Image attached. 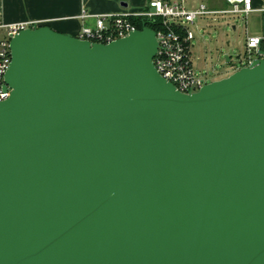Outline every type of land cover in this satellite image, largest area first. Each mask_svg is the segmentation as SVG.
I'll return each mask as SVG.
<instances>
[{
    "label": "water",
    "instance_id": "1",
    "mask_svg": "<svg viewBox=\"0 0 264 264\" xmlns=\"http://www.w3.org/2000/svg\"><path fill=\"white\" fill-rule=\"evenodd\" d=\"M9 42L0 264H264V39L192 94L157 74L148 25Z\"/></svg>",
    "mask_w": 264,
    "mask_h": 264
},
{
    "label": "built area",
    "instance_id": "2",
    "mask_svg": "<svg viewBox=\"0 0 264 264\" xmlns=\"http://www.w3.org/2000/svg\"><path fill=\"white\" fill-rule=\"evenodd\" d=\"M186 0H147L146 5L138 11H119L117 13L104 12L93 14L81 10L78 15L80 19L93 17V26L83 25L75 35L79 39L95 41L93 43L105 44L118 37L124 36L134 29H139L134 19H142L152 24L150 26L155 32L157 51L154 55V68L162 78L180 93L192 94L207 83L193 69L189 58V41L191 32L186 28L198 16L223 12L231 14H242L246 16L255 10L252 0H226L227 8L220 11L211 10L206 4L200 3L194 8L185 6ZM264 12V9H262ZM146 25V26H147ZM40 26L37 21H20L7 23L0 19V101L9 95L8 89L3 91V75L10 61V38L20 30ZM264 39L257 36L246 37L245 59H239L232 65V70L247 66L250 63V52L255 49Z\"/></svg>",
    "mask_w": 264,
    "mask_h": 264
},
{
    "label": "crops",
    "instance_id": "3",
    "mask_svg": "<svg viewBox=\"0 0 264 264\" xmlns=\"http://www.w3.org/2000/svg\"><path fill=\"white\" fill-rule=\"evenodd\" d=\"M123 2L126 5L122 4ZM146 3L147 0H0V19L7 23L33 20L39 22L40 25H48L55 31L69 33L74 36L83 25L93 26L94 23L93 17L80 19L78 15L82 12L81 10L93 14L117 13L119 11L132 12L140 10ZM200 3L206 4L208 8L215 11L227 8L226 0H186L185 6L191 9ZM252 3L255 10L250 11L247 15L255 12L257 16L258 14L261 16L262 31H251L246 37H262L264 35V12L262 11L264 0H252ZM220 13L225 14L223 12L206 14L205 16H199V20L201 22L208 19L215 20ZM195 19L191 23H195ZM186 28L189 29L188 26ZM190 32L191 39H193V32ZM255 50L256 48L251 50L250 60L255 57ZM215 80H219V78H210V81Z\"/></svg>",
    "mask_w": 264,
    "mask_h": 264
},
{
    "label": "rangeland",
    "instance_id": "4",
    "mask_svg": "<svg viewBox=\"0 0 264 264\" xmlns=\"http://www.w3.org/2000/svg\"><path fill=\"white\" fill-rule=\"evenodd\" d=\"M194 22L187 24L188 30L193 32L189 58L194 71L207 82L210 78L220 80L233 73L232 65L240 58L245 59L246 35L254 30L262 31L261 16L255 12L247 16L220 13L215 20L205 22H201L198 16ZM226 57L230 59L229 64Z\"/></svg>",
    "mask_w": 264,
    "mask_h": 264
},
{
    "label": "trees",
    "instance_id": "5",
    "mask_svg": "<svg viewBox=\"0 0 264 264\" xmlns=\"http://www.w3.org/2000/svg\"><path fill=\"white\" fill-rule=\"evenodd\" d=\"M134 22L137 24V27L140 29L143 27V25H147L149 23L144 22L142 19H134ZM150 26H153L152 24H149ZM264 46V44H263Z\"/></svg>",
    "mask_w": 264,
    "mask_h": 264
}]
</instances>
